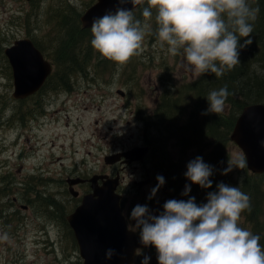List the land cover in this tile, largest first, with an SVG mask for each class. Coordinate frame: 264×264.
I'll return each instance as SVG.
<instances>
[{
	"label": "rangeland",
	"instance_id": "374dc122",
	"mask_svg": "<svg viewBox=\"0 0 264 264\" xmlns=\"http://www.w3.org/2000/svg\"><path fill=\"white\" fill-rule=\"evenodd\" d=\"M96 1L0 0V264L83 263L78 244L69 235L70 226L64 224L61 216V211H66L67 216L81 203L69 192L68 179L119 174L125 214H131L136 205H146L151 214L159 215L168 200L180 201L172 183L181 180V173L188 170L189 162L182 163V158L204 160L201 152L215 146V140L208 136L202 141L200 152L197 147L185 150L176 136L155 147L148 143L155 134L146 135V123L161 94L166 89L174 93L201 76L187 64L182 50L173 56L167 45L161 47L153 35L154 17L144 22L151 31L145 35L141 53L125 66L118 67L96 52L86 72L76 71L72 76L70 88L49 89L44 84L29 97L13 96V69L5 49L28 37L43 45V53L53 63L47 53L51 55L55 47L54 18L61 10L71 12L73 8L81 18ZM243 61L252 64L250 57L245 56ZM99 63H107V67L98 66ZM251 70L259 77L264 74L258 63ZM59 80L56 78L55 83ZM187 119L186 113L179 125H186ZM138 146L149 147L144 161L105 160ZM229 151L231 156L244 154L234 142ZM170 152L173 156L168 159ZM167 160L168 166L164 167ZM157 167H162L160 176L165 183L149 200L151 190L158 184ZM226 167L227 160L218 170ZM235 172L237 169L231 174ZM185 181L188 183L186 176ZM30 188L31 192H27ZM88 188L76 187L80 192ZM38 198H51L49 203L59 204L46 206ZM251 224L244 229L261 237L260 230ZM145 256L150 257L149 264H159L157 251L151 246L141 250L133 264H142Z\"/></svg>",
	"mask_w": 264,
	"mask_h": 264
},
{
	"label": "clouds",
	"instance_id": "9594fccd",
	"mask_svg": "<svg viewBox=\"0 0 264 264\" xmlns=\"http://www.w3.org/2000/svg\"><path fill=\"white\" fill-rule=\"evenodd\" d=\"M131 2L134 8L147 4L142 15L145 21L156 11V37L161 47L175 56L183 51L187 64L197 75L211 72L221 77L240 63V50L253 43L249 37L258 9L248 0H119ZM151 31L148 23L134 18L132 10L119 7L94 18L91 33L93 48L118 67H123L142 51L145 35ZM241 38H248L241 44ZM230 95L227 86L211 91L209 103L201 115H219L225 110ZM264 146V142H262ZM222 175L234 169L243 170L247 161L243 155L229 156ZM185 176L201 188L210 189L213 168L202 157L187 165ZM151 190V200L164 185L163 176ZM243 177L240 178V183ZM218 191L207 194V203L198 206L195 197L187 201L168 200L164 211L151 214L146 205H136L130 219L136 223L130 230H139L140 242L154 246L159 264H264V248L260 237L239 226L241 214L250 210V198L239 187L221 182ZM190 186L182 193L188 196ZM114 249L106 251L112 259ZM145 256L142 264H149Z\"/></svg>",
	"mask_w": 264,
	"mask_h": 264
},
{
	"label": "trees",
	"instance_id": "16d2710c",
	"mask_svg": "<svg viewBox=\"0 0 264 264\" xmlns=\"http://www.w3.org/2000/svg\"><path fill=\"white\" fill-rule=\"evenodd\" d=\"M34 0H31L33 2ZM250 7L258 9L257 18L253 25V32L250 39L253 43L248 46L244 52H240V63L232 70H226L221 77L208 72L201 74L200 78L182 85L180 89L174 91L166 89L160 96L153 116L146 123V135L149 137L151 132L155 134L148 143L154 147L160 143H167L173 137H178L179 145H184V149H193L197 147L201 151L202 141L208 136L215 140V146L212 149L202 151L201 154L205 157V163L213 168V175L210 177L212 188L204 189L198 184H193L189 179L185 181V172L180 175L181 180L172 183V190L180 195V200L187 201L190 197H195L198 206L207 203V194L209 192L218 191L217 185L221 182L229 186L239 187L240 190L247 194L250 198V210H245L241 214L239 226L244 229L245 225L252 223L255 228L260 230V245L264 248V173L256 174L248 167L243 170L237 169V173H229L222 175L223 169L218 170V166L229 159L231 153L229 147L232 145L231 134L233 132L236 121L246 105L252 103H264V74L259 77L253 74L252 66L258 63V66L264 73V0H248ZM147 4L141 5L133 10V15L136 20H140L142 24L145 18L142 15L143 8ZM80 13L77 9H72L71 12H63L62 10L54 18L53 24V40L54 48L51 50L52 56L47 53L49 58L55 65V70L45 83V87H53L51 89L63 87L70 88V82L76 71L85 73L91 61L93 60L96 50L91 44L93 35L91 28H83L80 22ZM156 17V11L152 10V18ZM155 20V19H154ZM157 24L154 21V33L156 35ZM248 38H241L240 43ZM42 51H46L41 43H35ZM100 54V53H99ZM245 56L250 57L252 64L247 65L243 60ZM107 63H99L98 66L106 68ZM96 65V68H98ZM100 67V68H101ZM60 80L55 83V79ZM227 86L230 93L225 104L227 111L219 115H201L209 106L207 101L208 94L213 90H219ZM30 109V108H29ZM28 109V110H29ZM187 113L188 119L186 125H179V120ZM200 122V124H199ZM193 132V134H192ZM194 134L195 139L193 140ZM227 149V153L224 151ZM154 151V150H153ZM173 153H169L167 158L170 159ZM196 156V155H195ZM244 158L245 155L243 154ZM246 160V158H245ZM192 157H183L181 162H191ZM168 166V160L163 165ZM228 166V163H227ZM162 167H157L156 178L162 174ZM161 171V173L159 172ZM243 177V182L240 183V178ZM190 186L191 192L188 196L182 195L185 187ZM31 192V188L27 190ZM49 199L38 198L40 204L46 206L59 204L56 201ZM65 213H67L65 211ZM64 211H61V216L64 224L68 225ZM245 221V222H244ZM249 222V223H248ZM71 235L77 246L73 236V231L69 227Z\"/></svg>",
	"mask_w": 264,
	"mask_h": 264
},
{
	"label": "water",
	"instance_id": "95a60500",
	"mask_svg": "<svg viewBox=\"0 0 264 264\" xmlns=\"http://www.w3.org/2000/svg\"><path fill=\"white\" fill-rule=\"evenodd\" d=\"M30 1V0H28ZM131 2L121 5L119 0H97L80 18L84 28H91L94 18L117 8L135 10ZM14 77L15 98H26L38 92L52 74L54 65L35 42L26 37L18 39L5 49ZM231 140L243 151L247 167L256 174L264 173V103L246 105L239 115ZM149 147L138 146L106 157L107 163L122 158L128 163L144 161ZM83 179H68L73 184ZM101 180V183H99ZM92 191L84 195L81 203L66 218L78 243L82 264H133L140 242L136 231L130 230L122 209L123 195L118 191L120 175L95 174L90 178ZM144 182L139 183L142 186ZM114 249L112 259L106 251Z\"/></svg>",
	"mask_w": 264,
	"mask_h": 264
},
{
	"label": "flooded vegetation",
	"instance_id": "af4514ba",
	"mask_svg": "<svg viewBox=\"0 0 264 264\" xmlns=\"http://www.w3.org/2000/svg\"><path fill=\"white\" fill-rule=\"evenodd\" d=\"M148 145V144H147ZM122 152H124L123 150H122ZM126 161V159H124V158H122L121 159V162H125ZM118 173V172H117ZM109 175V174H108ZM111 176V175H110ZM76 177H78V176H76ZM80 177V176H79ZM80 179H83V180H81V182L79 183V184H76L73 188V191L74 192H78L79 194L78 195H75L72 191H71V189L69 190V192L74 196V197H76V198H78V199H80L81 201H82V199H83V197H84V195L85 194H87V193H90L91 191H92V188H91V183H90V179L89 178H80ZM99 183H101V180H99ZM77 185H82V186H85V185H88L89 186V188H88V190H84V192H80L78 189H76V187H77ZM123 201H124V199H123ZM122 201V208H123V213H124V215H125V217H126V220H127V223H128V226H130V225H134L136 222L135 221H133V220H131L130 219V217H131V214L130 213H128V214H125V208H124V202ZM69 224V223H68ZM70 226V225H69ZM130 228V227H129ZM73 231V230H72ZM137 231V233L139 234V230H136ZM140 236V235H139ZM149 247V246H148ZM148 247H146V248H143V249H140L139 251H138V256H137V260L139 259V252L141 251V250H144V249H147ZM151 247H154V246H151ZM155 248V247H154Z\"/></svg>",
	"mask_w": 264,
	"mask_h": 264
}]
</instances>
